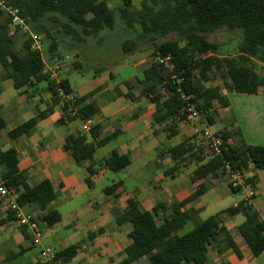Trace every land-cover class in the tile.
Instances as JSON below:
<instances>
[{
  "label": "trees",
  "instance_id": "16d2710c",
  "mask_svg": "<svg viewBox=\"0 0 264 264\" xmlns=\"http://www.w3.org/2000/svg\"><path fill=\"white\" fill-rule=\"evenodd\" d=\"M6 7L18 10L22 18L42 42L49 41L46 53L50 60L58 54L59 43L53 32L55 26L70 36L77 44H86L88 39L100 36L105 30H113L116 14L129 29H138L142 36L164 37L176 34V41H164L154 44L152 54L172 55L170 68L151 62L143 70L139 80L141 94L151 103L157 105L155 123L162 124L171 119L187 120L184 114L185 102L181 100L178 88L190 96L199 111L206 114V123L213 125L219 116V108L230 106L227 93L256 95L264 88V75L252 67V59L261 54L264 60V0H142L139 9H135L134 0H121L117 9L110 8L109 0H2ZM12 17L0 6V65L5 70L3 78L12 79L14 88L23 93L41 83H46L50 95V106L40 111L38 117L32 118L10 132L12 139L30 135L39 120L46 119L55 108L60 107V123L74 120L92 119L98 109L88 103L94 92L77 96L68 80L57 83L49 73L41 50L31 48L29 32L20 37L12 34ZM222 28L242 29L243 38L238 52L224 53L220 56V44L211 41L209 34ZM184 43V44H182ZM123 52L130 53L136 49L135 40L122 43ZM75 68H81L80 61ZM220 73L224 78L222 85L208 86L211 74ZM182 81L179 82V80ZM127 85H130L127 84ZM129 87V86H128ZM62 89L65 98L60 97ZM2 93L0 87V95ZM129 98L133 95L129 93ZM72 98V99H71ZM76 111V116H71ZM6 128V122L0 114V132ZM171 127V131H175ZM100 126L94 125L89 135L78 130L65 139L64 150L75 160L77 165L90 163L87 183L97 174L95 156L98 150L111 142L116 135L100 137ZM225 140L223 154L211 158L199 165L191 174L192 183L203 180L195 192L185 201L175 202L170 206L157 203L151 211H143L135 198L128 200V209L116 218L117 225L130 224L131 243L124 249L123 258L117 264H133L147 258L149 264H208L210 248L221 251L220 242L229 244L241 258L234 241L225 228L227 217L242 214L245 220L238 231L250 247L255 257L264 252V224L260 221L252 206L245 200L236 207L227 208L202 221H194L195 211L185 207L208 192L213 183L210 177L223 175L222 168L230 162L235 168L247 170L253 165L257 170H264V146L247 145L236 142L240 132H218ZM90 138V140L88 139ZM207 149V148H206ZM169 154L176 161H200L203 154L190 140L169 149ZM102 166L114 172L127 169L131 164L128 155L113 151L104 159ZM7 167L5 184L17 188L20 193L19 204L35 206L44 212L57 199V191L51 181L44 179L38 184L30 185L27 175L19 169V157L15 149L0 151V168ZM177 166L173 167L176 170ZM205 181V182H204ZM124 186L120 181L105 189L107 196H112ZM232 190V189H231ZM233 193H239L232 190ZM62 219L58 211L42 213L39 220L51 227ZM189 222L194 223L192 230L186 231ZM93 234H89L92 239ZM82 250L81 244L71 245L57 253L59 259L70 263ZM21 253H11V257ZM37 264H53L42 263ZM223 264H231L225 262Z\"/></svg>",
  "mask_w": 264,
  "mask_h": 264
},
{
  "label": "crops",
  "instance_id": "0c3cea01",
  "mask_svg": "<svg viewBox=\"0 0 264 264\" xmlns=\"http://www.w3.org/2000/svg\"><path fill=\"white\" fill-rule=\"evenodd\" d=\"M4 75L5 70L0 65V87L2 90L0 114L6 122V128L0 132V151L8 149L17 151L19 169L27 175L30 185L33 186L44 179H48L57 191V199L44 212L32 205L26 206L24 210L32 213L38 220L42 213L58 211L61 214V221L51 227L39 220L44 235L43 244L49 247H52L51 244L54 246L65 245L59 251L71 246L64 244L66 239L72 238L78 231L85 232L83 238L72 244H81L82 250L70 263L66 264H95L99 258H107L108 264H117L123 258L121 254L124 249L131 243L129 235L132 227L130 224L117 225L116 218L128 209L130 198L137 199L143 211H151L157 203L170 206L175 202L185 201L203 182L200 180L192 183L190 174L209 159L206 145L203 147L196 146L197 150L200 149L203 153L200 161L187 159L181 162L174 160L169 154V149L174 146L161 142L158 136L160 134H162L160 136L166 135L168 141L178 135L179 125H183L185 128L192 122L189 121L190 124L185 126L187 120L171 119L162 124H157L154 120L157 110L156 104L149 100V104H146V101L142 99L143 97L136 98L133 96V98H129L127 95L130 91L120 95L108 92L97 97L94 88L89 91L94 92V94L88 103L95 104L98 109V113L92 119L94 125L100 126V137L104 138L115 134L116 137L111 141L113 142L121 135L129 136V139L121 144L119 150L120 154L128 155L131 159L130 166L122 171V178L117 181H123L124 186L112 196L105 195L104 191L109 186L100 191L96 189L97 184L102 178L114 171L102 166L101 162L106 158L97 161L95 156L97 174L91 178V185L87 183L90 163L77 165L74 158L64 150L65 139L73 131L59 132L60 128L56 126L57 124L67 125L71 123L68 121L59 122L63 115L60 107H57L58 112L55 108L46 119L39 120L30 135L21 136L17 139L10 137V132L20 124L38 117L39 112L44 111L40 110L41 105L50 106V95L43 93L44 96L48 95L47 99L41 98L36 102L33 100L37 95L35 92L43 91L38 88V85L31 88L29 93H23V91L14 88L12 79L3 78ZM123 80L125 79H121L120 83ZM5 88L8 90L14 88L16 93H8V90L5 92ZM226 95L230 106L226 109H218L219 116L214 124L218 120L223 121L225 119L221 116V111H227L230 115L227 121L222 122L223 128L217 132L229 133L236 130L235 126H239L244 137L238 144L232 139L229 140L231 144L240 145L243 141L247 145L264 146V130H257L258 126L264 124V88L256 95L238 93H227ZM146 99L148 98L146 97ZM31 100L33 102L30 104ZM243 124L246 125L247 130ZM172 126L176 128L175 131H171ZM79 130H81L80 127ZM195 134L200 133L196 130L192 134H184L183 138L190 140ZM88 139L90 140L89 137ZM152 151L157 152L156 159L145 163L143 168L132 172L131 167L135 162V157H142ZM174 166H177L176 170H173ZM7 172V167L0 168V183L5 182L4 177ZM247 172L257 183V196L252 203V208L264 224V170H255L254 166L250 165ZM183 174H185V179H183ZM117 182L113 181L110 186ZM211 182L213 186L208 192L185 207V210L196 212L194 221L211 203L209 199L202 203H199L200 200H204L213 194L212 205H214L225 195L224 192L219 191L222 184L228 185L223 175L219 178L210 177L208 183ZM243 202L244 198L232 207ZM235 217H227L225 228L242 257L240 258L229 244L224 245L222 239L220 242L221 251L214 247L210 248L213 263L264 264V252L255 257L238 231V227L244 222L245 217L243 216L240 222H236ZM65 219L68 220L67 223H64ZM60 228L62 230L71 229L73 233L61 236L59 235ZM89 234H93L92 239L89 238ZM17 252H20L21 255L15 258L10 256L11 253ZM38 252L39 248L33 245L30 233L20 227L12 213L8 211L6 202L0 199V264H37L38 262L56 264V262L40 261ZM133 264H149V261L147 258H142Z\"/></svg>",
  "mask_w": 264,
  "mask_h": 264
},
{
  "label": "rangeland",
  "instance_id": "374dc122",
  "mask_svg": "<svg viewBox=\"0 0 264 264\" xmlns=\"http://www.w3.org/2000/svg\"><path fill=\"white\" fill-rule=\"evenodd\" d=\"M141 1L142 0H134L136 9L140 8ZM108 4L110 8L117 9V7L122 4V2L121 0H110ZM116 16V25L113 30L103 31L100 36L88 39L86 44H77L72 40L70 36L65 34L59 27L55 26L53 28V32L59 43L58 54L60 55V57L57 56L54 59L50 60V55L46 53V50L49 47V41L44 40V43L42 42L41 52L43 53L45 63L48 66L47 69H53L56 65L60 64L61 66L57 71L56 76L59 80H68L75 95H84L94 88L96 90L97 97L99 95L107 94L108 92L115 95H120L122 93L130 91V93H132L134 97H143L142 99L146 101L145 103L149 104L148 99H146V97L141 94V86L139 85V80L143 78L144 68L152 62V54L155 50L154 44H161L164 41L168 40L176 41L179 39V37L176 34H170L164 37L156 36L155 39L150 35L142 36L138 29L127 28L124 22L120 20L119 15L116 14ZM25 32H29V34H37L28 25H26V28H21L20 26H18L16 29H11V33H16L17 37H20ZM243 33L244 32L242 29L230 30L228 28H222L214 33L209 34L208 36L211 41L220 44V53L216 54L217 56H220L224 53H237L242 43V38L244 35ZM128 39L136 41V49L133 52L125 53L123 52L121 45ZM77 61H80L81 68H75L74 64ZM263 64L264 60L262 59L261 54L258 57L252 59V67L260 75H264ZM121 79L125 80L120 83ZM100 81L101 83L99 84ZM223 81L224 78L222 77V74L212 73L211 82L207 85H222ZM129 83L130 85H127ZM46 86L47 84L45 82L38 85V88L43 91L35 92L37 95L35 96V98H33V100H36V102H38L41 98H45V100L47 99L48 95L44 96V94H47L45 90ZM7 90L8 89L5 88V92ZM7 92L16 93L14 88H10V90H8ZM32 102L33 101L31 100L30 104ZM39 108L40 110H46L48 106L47 104H43ZM56 110L57 112L59 111L57 108ZM229 115L230 114L227 113V111H221V116L225 119H223V121L218 120L214 125H206V122L205 124H203L200 121L195 123L192 122L190 124L191 121L189 122V120L187 119V122H185V126L189 124L190 125L185 128L183 125H179L178 135L167 141L166 135L160 136L162 135L160 134L158 135L159 140H161V142L163 143H167L168 145L176 146L182 141L186 140L185 137L183 138L184 134H192L196 130L201 133L206 129L210 130L211 132H217L223 128L222 122H225V120L227 121L229 119ZM56 126L60 128V133H63L65 130H70L71 132L73 131V133H76L79 130V127L81 128L82 123L80 120H74L67 125L57 124ZM243 127L245 128V130H247L245 124H243ZM235 129L236 131L238 130L240 132V137L238 136V139L236 140V144H238L244 136L242 135L239 126H235ZM258 129L264 130V124L258 126L257 130ZM200 136L201 134H195L194 136H192V138H190L191 143H195L196 146L203 147L205 143ZM128 139L129 136L121 135L117 140H114L110 144L100 148L96 154L97 161L108 158L113 151L119 152L121 144L123 142H126ZM156 157V151L149 152L139 158L136 156L135 162L131 167L132 172L143 168L149 161L155 160ZM116 173L120 174L117 175ZM122 173V171L110 172L109 175L102 178V180L97 184L96 189L102 191L106 186H110L113 181H119L122 178ZM183 179H185V174H183ZM219 188V191H221L222 193L224 192L225 195L216 204L212 205V201L214 198L213 194L209 195L204 200L199 201V203H202L206 201V199H209L211 203H209V206H207V209L204 212L200 213L199 217L196 219L197 221L205 220L226 208L234 206L235 203H238L242 198H245V195L243 193H233L226 183L222 184ZM242 218L243 215H237L235 217V220L236 222H240ZM67 221L68 220L65 219L64 223H67ZM193 228L194 223L189 222L186 226L185 232L192 230ZM69 233H73V231H71V229L62 230L60 228L59 235L65 236ZM84 234L85 232L78 231L77 234L72 238L66 239V242L64 244H66L67 246L75 244L76 242H78V240L83 238ZM50 246L59 251L65 245L54 246L51 244ZM95 264H108V260L107 258H99V260ZM208 264H214L211 254H209Z\"/></svg>",
  "mask_w": 264,
  "mask_h": 264
},
{
  "label": "built area",
  "instance_id": "2783aa9c",
  "mask_svg": "<svg viewBox=\"0 0 264 264\" xmlns=\"http://www.w3.org/2000/svg\"><path fill=\"white\" fill-rule=\"evenodd\" d=\"M0 6L6 10L7 14L12 17V28L16 29L18 26L21 28H26L25 21L19 17L18 10L11 7H6L2 0H0ZM31 38V48L33 50H41L42 38L38 34H30ZM172 55L171 53L162 55L157 54L153 57L152 62L165 68H170L172 64ZM46 65V63H45ZM60 64L56 65L53 69L48 68L46 65V73H49L57 83L59 79L56 76L57 71L60 69ZM182 79L179 80V82ZM177 92L180 94V98L185 102L184 114L187 115V119L191 122H206V114L202 111H199L194 103L191 102L190 96L185 94L181 88L177 89ZM60 97L65 98L64 92L62 89L59 90ZM72 99V98H71ZM71 116H76V111L70 114ZM81 131L85 134L89 133L94 126L93 119H88L82 121ZM201 138L203 139L207 153L211 158L220 157L223 154V149L225 145L224 138L218 132H211L206 129L201 132ZM223 177L227 181L229 187L232 190L238 191L245 195V202L252 206L254 199L257 196V188L255 180L250 176L247 170H242L235 168L230 162H226L222 168ZM19 196L17 188L12 186H7L5 182L0 183V199H3L6 202V207L10 213H12L14 219L31 235V241L35 247L39 248L38 259L40 261H50L56 262V264H66L63 259H59L57 251L52 247L46 246L43 244V230L41 227V222L35 217L32 213H28L24 208L19 204Z\"/></svg>",
  "mask_w": 264,
  "mask_h": 264
}]
</instances>
